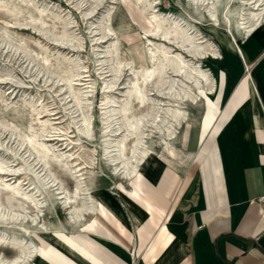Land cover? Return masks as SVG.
<instances>
[{
    "label": "bare ground",
    "instance_id": "obj_1",
    "mask_svg": "<svg viewBox=\"0 0 264 264\" xmlns=\"http://www.w3.org/2000/svg\"><path fill=\"white\" fill-rule=\"evenodd\" d=\"M89 1L90 5L85 10L87 15L94 12L100 4V0ZM222 1L190 0V3L194 7L196 19L204 18L211 27H222L230 33L232 36L229 39L230 46L236 50L237 62L242 65V59H245L243 54L245 45L243 44L264 24V0H242L251 8L248 10L238 8L234 11L228 8L231 0ZM136 2L139 3V0ZM38 18H31V20L37 21ZM161 20L160 18V20L149 21L151 28L146 32L160 40L171 39L178 49L187 54L190 59L185 60L178 53L172 54L169 49L160 44H154L151 48H147L144 55L142 51L137 55L135 49L132 48L135 52L132 57L137 55L140 64L137 70L132 71L131 78L123 83L125 91L121 95L101 98L99 105V154L97 157L87 154V161L77 163L78 161L73 159L72 154L76 149L75 143L65 144L62 139L49 135L50 132L42 129L37 134V138L46 136L49 142L56 145L61 143V150L68 153L56 155L47 145L36 141V136L34 137L33 134L28 136L29 133L26 135L17 130H8L9 137L11 136L13 139L15 137L17 141V149L20 151L24 149L25 158L29 159L28 162L23 157L25 162H22V168L18 170L31 172L32 177L31 179L25 177V179L13 182V184L18 182L19 185L26 183L29 188L27 193L23 192L19 185L4 184L10 194L4 199L3 205H0V223L6 224L8 228L9 226L13 227L16 234L0 231V250L14 251L10 257L0 253V264H28L39 251L45 253L48 248L35 236L37 233L58 234L65 230L67 232L74 230L75 232L83 225L84 221L93 215L99 206L100 196L97 194L95 186L96 179L102 174L99 165L106 168L107 177L120 181L141 178L140 176H145V169L150 164L152 155L163 160L175 158L174 144L181 140L185 126L205 123L218 112L215 98L218 89L217 78L210 74L207 67L210 62L205 61V67L202 65L204 62L202 60L205 58L212 61L222 60L221 53L211 41L203 40L197 32L192 30V26L182 20H173L171 23L173 26L170 27ZM92 27L95 32L97 31L96 41L104 39L107 29L103 18L100 17L95 21ZM42 34L54 41H63L67 46L75 40L65 30L54 35L55 33L52 34V31L47 29ZM9 41L5 35L0 33V45L15 52L13 54L20 53L32 68L35 67L36 74H43L53 83H62L59 92H63L64 101L68 102L69 109L75 114L77 132L83 140L88 141L91 138V118L88 111L89 103L84 96L87 92L79 93L70 87L75 70L71 72L72 68H64L63 71L56 69L59 72L53 73L44 68L46 66L44 62L43 67L40 65L37 67L29 54L30 51L28 50V52L24 47L25 45L19 44L21 42L13 44ZM74 43L76 42L74 41ZM113 45L111 43L101 50V59L104 61L98 62L100 65H107L110 79L107 78L108 80L102 83V88L111 91L120 85L119 77L122 69V61L120 62L118 59V49L113 48ZM229 57L231 55L226 58L229 59ZM109 63L110 66H108ZM124 64L128 65L127 62ZM77 66L78 64L75 63L73 68H77ZM89 89L91 91L90 87ZM104 92L106 91L104 90ZM185 103L189 105L188 109L184 107ZM135 108L141 110L134 113L133 109ZM6 125L0 122L1 132L7 130ZM29 125L28 127H30ZM11 151L13 150L11 149ZM84 152L87 153L86 150ZM2 164L3 166L0 162V170L4 172V163ZM50 164H55L70 175L78 174L69 189L49 169ZM17 172V170H13L10 173L14 175ZM12 180L4 179L8 182ZM135 186H137L136 183ZM15 196L18 197V200H15V205H11V198ZM58 212L62 214L61 220L58 219ZM46 213H48V217ZM32 235L34 237L30 238ZM76 237L75 232L71 237H67V242L75 243Z\"/></svg>",
    "mask_w": 264,
    "mask_h": 264
},
{
    "label": "crops",
    "instance_id": "obj_2",
    "mask_svg": "<svg viewBox=\"0 0 264 264\" xmlns=\"http://www.w3.org/2000/svg\"><path fill=\"white\" fill-rule=\"evenodd\" d=\"M254 35L242 65L223 54L218 112L183 128L175 158L103 191L75 243L74 230L48 233L28 264H264V35Z\"/></svg>",
    "mask_w": 264,
    "mask_h": 264
},
{
    "label": "rangeland",
    "instance_id": "obj_3",
    "mask_svg": "<svg viewBox=\"0 0 264 264\" xmlns=\"http://www.w3.org/2000/svg\"><path fill=\"white\" fill-rule=\"evenodd\" d=\"M225 1L223 0L222 2ZM89 2V0H0V33L5 35L7 41L10 40L9 42L13 44L21 42L19 44L25 45L24 47L27 48V51H30L28 52L32 56L34 65L36 63L37 67L39 65L43 67L45 64L44 68L53 73H58L66 68H72L71 72L75 70L76 74L73 73L75 76L73 75L70 81V84L72 83L70 87L79 93L82 91L88 93H85L84 96L89 103L88 111L91 118V138L85 141L77 132L75 114L69 109L68 102L64 101L63 92H59L62 83H53L51 79L43 76V74H36L34 72L35 67L32 68L22 58L20 53L16 52L17 54H13L15 52L0 45V122L5 125L7 124L6 126L8 127L6 131L2 130L3 132L0 129L1 166L4 163V172L0 170V187H2L0 188V205H3L4 199L9 197L10 194L8 188L5 186L6 184L10 186L19 185L17 184L18 182L16 184H13V182L25 179V177L27 179H31L32 177L31 172L18 170L22 168V162L29 159L25 158L24 149L21 151L17 149V141L15 137L14 139L11 136L9 137L8 130H17L26 135L29 133L30 135L28 134V136L33 134L34 137L36 136V141L47 145L53 154H68L67 151L61 150V143L56 145L49 142L46 136L37 138V134L44 129L51 133H48L49 135L62 139L65 144L75 143L76 149H74L72 154L75 157L73 159L78 161L77 163L87 161V154H91L94 157H97L99 154V105L101 104V98L103 96L123 94L125 91L123 83L131 78L132 71L137 70L140 64L137 55L141 51L144 55L147 48H151L154 44H160L169 49L172 54L178 53L185 60L190 59L187 54L178 49L171 39L160 40L146 32V30H150L151 28L149 21L152 22L154 19L160 20L161 18V21L170 27L173 26L171 24L173 20L180 19L192 26V30L197 32L203 40L211 41L221 53L222 59L225 52L232 51L233 54L227 60L238 61V54L229 43V39L232 37L230 33L222 27H211L204 18L196 19L193 11L194 7L191 5L190 0H139V3L136 0H100V4L95 8L94 12L87 15L85 14V10L88 9ZM245 3L242 0H231L228 8L231 11L238 8L244 10L251 8V6ZM30 17H39L37 21L40 22L37 23L35 19L31 20ZM100 17L103 18L107 31L104 39L96 41L98 38L97 31L95 32L92 25ZM47 29L51 30L52 34L55 33L54 35L65 30V32L74 37L73 40L75 39L74 41L77 44L73 41L71 45L67 46L63 41L52 40V38H48L45 34H42ZM42 30L43 32L41 33ZM256 34L260 36L264 35V24L255 32ZM251 38L243 44L245 45V49L248 46L247 44L252 40ZM111 43L114 44L113 48L118 49V59L120 62L122 61L123 69H121L119 77L120 85L112 91L102 88V83L110 79V75L107 73V65H100L98 63L99 61H104V59H101V50ZM132 48L136 51V57H132V55H135ZM235 56L237 57L236 60ZM202 61H204L202 65L205 67L206 64L204 65V63L210 62L209 66H207L210 74L219 79L220 72L217 69V65L222 61H212L209 58H205ZM124 62H127L128 65L124 64ZM75 63L78 64L77 68H73ZM108 66H110V63ZM50 67L51 69H49ZM216 100L218 101L219 97ZM184 107L188 109L189 105L185 103ZM140 110L135 108L133 112L138 113ZM28 124H30V127H28ZM9 153H11L10 156ZM154 158H156L154 155L150 157V159ZM49 169L68 189L73 185V181L78 175L77 173L70 175L68 172L62 171L55 164H50ZM13 170H17L18 172L11 175L10 172ZM99 170L102 174L95 181L98 195L106 189L108 190L109 187H113L121 182L118 179L107 177V171L104 166L99 165ZM8 175L9 177H6ZM6 178L13 180L10 182L4 181ZM19 187L23 192H29L26 183L24 185L20 184ZM11 199V205H15L18 197L15 196ZM29 209L31 210V208ZM57 215L58 219L61 220L62 214L58 212ZM46 216L48 217V213H46ZM0 231L16 234L13 227L9 226L8 228L3 223H0ZM48 233L51 234L52 232ZM48 233H37L35 236L40 240ZM32 237L34 236H30V238ZM0 253L10 257L14 254V251L1 249Z\"/></svg>",
    "mask_w": 264,
    "mask_h": 264
}]
</instances>
